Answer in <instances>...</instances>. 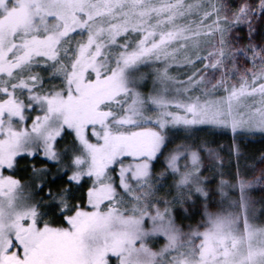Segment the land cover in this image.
Here are the masks:
<instances>
[{"label": "snow or ice", "instance_id": "6c2138e0", "mask_svg": "<svg viewBox=\"0 0 264 264\" xmlns=\"http://www.w3.org/2000/svg\"><path fill=\"white\" fill-rule=\"evenodd\" d=\"M0 264H264V0H0Z\"/></svg>", "mask_w": 264, "mask_h": 264}]
</instances>
